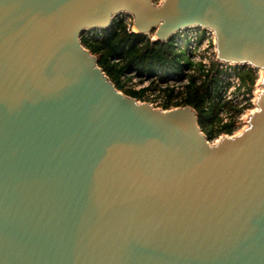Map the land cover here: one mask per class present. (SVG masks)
Wrapping results in <instances>:
<instances>
[{
    "label": "water",
    "instance_id": "water-1",
    "mask_svg": "<svg viewBox=\"0 0 264 264\" xmlns=\"http://www.w3.org/2000/svg\"><path fill=\"white\" fill-rule=\"evenodd\" d=\"M120 13L154 40L213 31L264 87V0H0V264H264V90L209 142L82 45Z\"/></svg>",
    "mask_w": 264,
    "mask_h": 264
},
{
    "label": "trees",
    "instance_id": "trees-1",
    "mask_svg": "<svg viewBox=\"0 0 264 264\" xmlns=\"http://www.w3.org/2000/svg\"><path fill=\"white\" fill-rule=\"evenodd\" d=\"M174 42V38L160 41L152 39V35L134 32L132 22L130 24L122 16L113 19L109 28L85 30L81 35L82 45L96 57L97 64L124 94L142 101L148 90H158L166 96L162 103L163 109L192 107L197 113L201 131L209 140L221 134H232L236 129V121L232 116L240 113L241 108L223 99L220 91L223 71L215 62L207 71L202 70L200 64L196 65V71H199L202 79L198 81L196 75H188L189 83L183 92L163 86L167 77L176 76L180 80L184 76L182 68L193 65L189 54L179 50ZM236 73L241 85L251 92L257 79V69L238 65ZM132 76H137L140 82L144 78L150 79L149 85L139 90L131 84L126 87ZM153 76L157 78H151ZM220 110L230 114L228 122L222 123Z\"/></svg>",
    "mask_w": 264,
    "mask_h": 264
},
{
    "label": "built area",
    "instance_id": "built-area-1",
    "mask_svg": "<svg viewBox=\"0 0 264 264\" xmlns=\"http://www.w3.org/2000/svg\"><path fill=\"white\" fill-rule=\"evenodd\" d=\"M200 30L202 31L201 35H199ZM173 38L175 41L174 44L179 50L185 51V53L189 54V58L193 65L182 68L184 76L180 80H177L176 76L167 77V82L163 86H168L176 92H183L185 90L184 87L189 83L188 75H196L198 81L202 79V75H199V71H196V65L200 64L202 70L207 71L212 63L215 62L223 71L220 76L222 85L220 91L223 99L228 100L234 106L241 108L240 115L248 116L253 112L252 106H255L258 80L255 82V90H252L251 92L247 91L245 87L241 85L240 79L236 73L238 65L226 63L217 59L215 34L213 31L198 27H190L186 30L179 31ZM151 78L156 79L157 77L153 76ZM133 82H137L139 85L135 87ZM149 82L150 79L146 78H144L142 82L139 81L137 76H132L131 78V85L136 90L147 87ZM165 97L166 96L160 94L158 90H148L142 101L147 102L154 107L162 108V103L165 100ZM219 115L222 123H226L230 119V114L225 110H220ZM232 118L236 121V116H232Z\"/></svg>",
    "mask_w": 264,
    "mask_h": 264
},
{
    "label": "rangeland",
    "instance_id": "rangeland-1",
    "mask_svg": "<svg viewBox=\"0 0 264 264\" xmlns=\"http://www.w3.org/2000/svg\"><path fill=\"white\" fill-rule=\"evenodd\" d=\"M159 1H160V0H153L154 3H159ZM120 16L124 17V18L126 19V21L129 22V23L131 24V22H132V17H131V15H129V14H127V13H120V14H117V15L114 16L113 19H115L116 17H120ZM132 30H133V27H132ZM201 32H202V31L200 30V31H199V35H201ZM261 71H262V70H261ZM261 71H260V69L257 70V79H256V81L259 80V78L261 79V77H263V76H262V73L260 74ZM133 83L135 84V87H137V85H139L137 82H133ZM129 84H131V82H127L126 87L129 86ZM257 85H258V82H257ZM253 90H255V87H254ZM255 106H256V105H255ZM255 106H252L253 109L255 108ZM231 113L233 114V111H231ZM241 116H242V118H241ZM248 117H249V115H248V116H244V115H240V114L238 113V114L236 115L237 128L234 130V132H233L232 134H227V135H234V134H237V133H239L242 129H244V127L247 126ZM240 118H241V119H240ZM236 123H235V124H236ZM223 135H225V134L219 135V136H217L216 138H214L213 140H209V142H213V143H215V141H216V140H219L220 137L223 136Z\"/></svg>",
    "mask_w": 264,
    "mask_h": 264
},
{
    "label": "bare ground",
    "instance_id": "bare-ground-1",
    "mask_svg": "<svg viewBox=\"0 0 264 264\" xmlns=\"http://www.w3.org/2000/svg\"><path fill=\"white\" fill-rule=\"evenodd\" d=\"M260 71H261V69H260ZM261 73H262V76H263V71H261L260 74ZM261 81H262V77H261V79L259 78V80H258V85H257V90H256L257 91V93H256V99H257L258 93L260 91H263L264 90V87H263ZM256 99H255V101H256ZM256 110H257V105L255 106V108L253 109V111H256Z\"/></svg>",
    "mask_w": 264,
    "mask_h": 264
}]
</instances>
